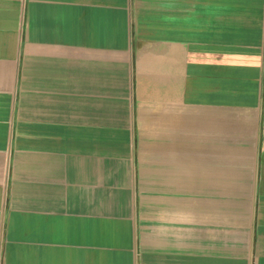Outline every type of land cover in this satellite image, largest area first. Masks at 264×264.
<instances>
[{"label":"crops","instance_id":"obj_1","mask_svg":"<svg viewBox=\"0 0 264 264\" xmlns=\"http://www.w3.org/2000/svg\"><path fill=\"white\" fill-rule=\"evenodd\" d=\"M0 264H264V0H0Z\"/></svg>","mask_w":264,"mask_h":264}]
</instances>
